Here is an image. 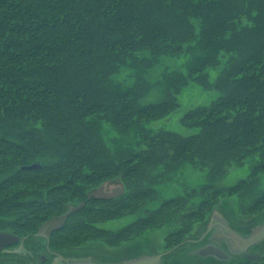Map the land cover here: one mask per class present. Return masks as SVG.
Returning <instances> with one entry per match:
<instances>
[{
  "label": "trees",
  "instance_id": "16d2710c",
  "mask_svg": "<svg viewBox=\"0 0 264 264\" xmlns=\"http://www.w3.org/2000/svg\"><path fill=\"white\" fill-rule=\"evenodd\" d=\"M186 45L188 74L177 72L176 81L208 84V69L228 54L216 78L220 94L183 114L197 132H153L140 121L164 116L175 101L138 104L140 93L119 89L110 76L125 64L141 75ZM103 119L120 132L136 126L144 147L106 143ZM13 122L21 142L3 130ZM0 129V222L11 217L12 229L35 231L77 206L63 231L69 240L87 239L76 236L83 226L102 237L95 219L137 210L108 241L132 238L169 214L181 235L228 193L251 216L264 204V0H0ZM34 162L40 165L26 166ZM172 162L207 169L209 179L232 164L250 170L227 187L207 181L197 202L184 192L148 209L152 186ZM105 181L123 192L100 199L93 190Z\"/></svg>",
  "mask_w": 264,
  "mask_h": 264
},
{
  "label": "rangeland",
  "instance_id": "374dc122",
  "mask_svg": "<svg viewBox=\"0 0 264 264\" xmlns=\"http://www.w3.org/2000/svg\"><path fill=\"white\" fill-rule=\"evenodd\" d=\"M190 52L191 49L188 48V45H186L178 55L163 54L159 59L154 61L155 63L153 62L154 64L152 63L142 69L140 71L141 75H138L135 64H125L120 66L119 70H117L113 76H110V79L118 83L119 89L130 90L132 93H140L137 98L138 104L147 101H160L169 97L175 101V108L170 110L169 113L165 114L164 116L150 118L146 121H140L147 129L153 130V132L171 131L173 133H180L182 135L195 133L199 130V127L194 124L186 123L183 120V114L191 108L208 105L213 99H216L219 96L220 92L215 87L216 78L218 77L219 73L221 74V71L226 64V58L228 57V54L225 53L222 55L219 63L216 66H212L208 69V84H202L200 81L192 78L190 79L187 76L185 81H176L174 79V75L177 72H183V74L186 75L188 74L187 65L188 60L191 57ZM12 124V126L7 125L3 128V130L8 134V137L15 139V141L21 142L23 138L21 135L22 133L19 131V133L15 132V127L18 125L14 122ZM101 124L102 136L105 142L109 145L113 147L115 144L122 147H129L130 145L134 146L135 148H141V146L142 148L144 147V143L139 141L140 133H137L135 130L137 129L135 128L136 126H129L125 132H120L119 129L115 128L112 123L106 119H103ZM3 130L0 129V132H3ZM9 133L11 134L9 135ZM249 170L250 168L248 163H244L239 166L232 164L228 169V172L225 175H222V177L219 176L218 178L209 179L207 169L196 168L193 165L187 163H183L179 166L172 162L168 168L161 169L162 174L157 177L158 180L154 186H152L154 189V195L147 199L148 201L145 202V206H147L148 209L158 207L163 199L179 196L184 194V192L187 194L191 193V197L193 199L192 202H197L200 200V198L207 195L208 189H201L204 183H207V181L211 180L213 182L212 184L217 187H227V185H231L246 177L249 173ZM219 197L220 198L218 201L213 203L214 208L218 210V212L215 214H219L220 216L221 211L224 214L231 215L232 219L230 220H232L233 223L242 230H246V224L248 223L259 224L264 220V204L259 211L251 213V216H245L243 215L245 212L239 207L237 208V196L235 194L228 193ZM140 213H142L141 210H137L136 212L95 219V224H97L102 237L95 236L98 234L90 235L89 233H86L85 226L78 228V234L76 236L78 238L81 234L80 238H82L83 234H86L88 235L87 240H92L87 242V244L90 246L92 245L93 247L96 246L94 249L92 248V250L96 251L100 248L104 249L106 246L104 242H110L106 238L110 237L108 234L112 235L113 230L119 229V227L124 226V224H129L131 221H134ZM212 214V211L209 212L207 217L211 219ZM4 217L6 220L0 222V227L6 226L3 228H10L11 217ZM204 219L194 220L187 232L179 235V225L177 222H175L173 216H170L169 214L166 216V218H163L159 222L150 223L149 227H145V230L135 234L132 238L122 240L117 245L113 244L111 248L107 247L109 252L112 251L109 253L110 256H107L109 259L108 263H119L122 260L141 254L162 252L174 247L177 249L173 253L163 257V263L178 264L175 261L177 260L181 262V264H190L196 258L201 260L204 258L203 256L193 253V248L196 246H186L182 241H184L186 238L197 236L199 234L197 233L198 227L200 226L201 221ZM75 220L82 221V218L80 215H77ZM42 222L37 225L36 231ZM177 237H182V239L184 238L179 242L182 244V248L177 246L179 243L173 242ZM84 239L86 240V238ZM179 248L181 249L180 251H182L181 253L178 250ZM101 250L102 249H100L99 253L103 252ZM175 253L178 254L175 256ZM92 256H95V254ZM169 256H172L173 259Z\"/></svg>",
  "mask_w": 264,
  "mask_h": 264
},
{
  "label": "flooded vegetation",
  "instance_id": "af4514ba",
  "mask_svg": "<svg viewBox=\"0 0 264 264\" xmlns=\"http://www.w3.org/2000/svg\"><path fill=\"white\" fill-rule=\"evenodd\" d=\"M100 194L101 195H98L100 199L115 197H106L102 196V193ZM71 212L67 214L66 221ZM59 214L62 213H57L56 215ZM230 219H232L231 215H224L221 212L220 216L219 214H214L211 220L206 217L201 221L200 226L198 227L197 233L199 234L182 241L186 246H196L195 248L192 247L193 253H197L198 249L202 246L215 244L224 249L227 255L217 257L215 255L200 254L204 258L201 260L196 258L190 264H264V238L243 250L241 249V245H232L236 252H233L230 249L228 241L232 239L231 233L233 234V232L228 227L245 235L255 226V224L248 223L246 224V230H242ZM65 223L60 228L51 231L47 236L36 234V230L32 232H23L21 230L0 227V232L9 233L11 238L17 236V239L14 241L0 244V264H71L73 261L85 257L95 258L102 261L109 260L107 256H110L109 253L112 251L109 252L107 247L111 248L113 245L111 242H104L106 246L104 249L100 248L103 252L99 253L100 249L94 251L92 248L94 249L96 246L93 247L92 245L90 246L87 244V242L92 240L86 239L82 242H77L75 240H68L67 237L65 238L63 235ZM58 235L62 237L59 239L55 238V236ZM181 245L182 244L179 243L177 246L182 248ZM180 248L178 249L179 251L181 250ZM176 249L177 248L174 247L171 251L165 253L163 257L173 253ZM181 252L182 251H180V253ZM93 254H95V256H92ZM177 254L175 253V256ZM175 261L177 262V260Z\"/></svg>",
  "mask_w": 264,
  "mask_h": 264
},
{
  "label": "water",
  "instance_id": "95a60500",
  "mask_svg": "<svg viewBox=\"0 0 264 264\" xmlns=\"http://www.w3.org/2000/svg\"><path fill=\"white\" fill-rule=\"evenodd\" d=\"M39 163H31L26 165L28 168L38 167ZM124 187L121 183H113L111 181H105L101 183L99 186H97L93 192L96 195L106 196V197H112L119 195L123 192ZM77 206H71L68 210H66L64 213L59 215L51 216L50 218L44 220L38 227L36 234L39 235H45L47 236L51 231L54 229L60 228L66 221L67 214H69L72 210L76 209ZM218 212V210L215 208L213 210V214ZM221 212V211H220ZM222 213V212H221ZM212 214V216H213ZM224 214V213H223ZM225 215V214H224ZM211 216V217H212ZM209 220H211L208 217ZM233 234L231 233V240L228 241L230 245V249L233 252H236L235 249H233L232 245H241L242 250L247 248L250 245L255 244L256 242L260 241L264 238V220L260 222L259 224H255L253 228L250 229L247 234H241L240 232H237L233 228L228 227ZM17 239V236H13L11 238V235L7 232H0V244L8 243L11 241H14ZM173 248L167 249L164 252H157V253H145L141 254L132 258H128L125 260H122L119 263H108V261H102L95 258H82L77 259L73 261L71 264H161L163 262V255L165 253H168ZM196 254H203V255H215L217 257H221L222 255H227L224 249L220 248L219 246L215 244H208L205 246H202L198 249V252ZM202 256V255H201Z\"/></svg>",
  "mask_w": 264,
  "mask_h": 264
}]
</instances>
